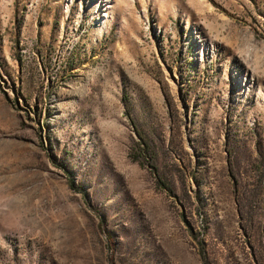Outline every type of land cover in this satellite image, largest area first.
Segmentation results:
<instances>
[{
    "label": "rangeland",
    "instance_id": "rangeland-1",
    "mask_svg": "<svg viewBox=\"0 0 264 264\" xmlns=\"http://www.w3.org/2000/svg\"><path fill=\"white\" fill-rule=\"evenodd\" d=\"M0 264H264V0H0Z\"/></svg>",
    "mask_w": 264,
    "mask_h": 264
}]
</instances>
